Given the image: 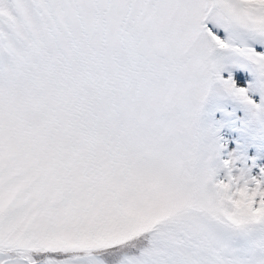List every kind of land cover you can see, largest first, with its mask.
I'll list each match as a JSON object with an SVG mask.
<instances>
[{
  "label": "snow or ice",
  "instance_id": "6c2138e0",
  "mask_svg": "<svg viewBox=\"0 0 264 264\" xmlns=\"http://www.w3.org/2000/svg\"><path fill=\"white\" fill-rule=\"evenodd\" d=\"M0 264H264V0H0Z\"/></svg>",
  "mask_w": 264,
  "mask_h": 264
}]
</instances>
